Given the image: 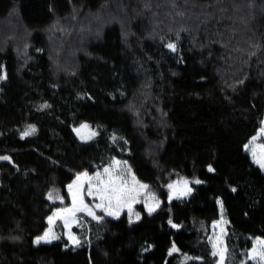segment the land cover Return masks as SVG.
Segmentation results:
<instances>
[{"label":"trees","instance_id":"1","mask_svg":"<svg viewBox=\"0 0 264 264\" xmlns=\"http://www.w3.org/2000/svg\"><path fill=\"white\" fill-rule=\"evenodd\" d=\"M0 76V264H220L222 212L225 264H257L264 0H0ZM115 159L163 199L157 211L35 244L63 204L48 194ZM183 178L191 192L169 200Z\"/></svg>","mask_w":264,"mask_h":264},{"label":"rangeland","instance_id":"2","mask_svg":"<svg viewBox=\"0 0 264 264\" xmlns=\"http://www.w3.org/2000/svg\"><path fill=\"white\" fill-rule=\"evenodd\" d=\"M87 125H89V128L82 129V134L83 135L87 136V135H90L92 132L96 133V130L94 129V127H92L90 124H87ZM262 129H264V119L262 121V124H261V127L259 129V132L253 137L255 139L252 138L251 142L248 145V149H249V151L251 153L252 158H253V150H255V152H256V158L257 159H259L261 157V155L264 154V149H261L259 147L260 145H264V131H262ZM78 136L81 139V136L79 134H78ZM93 137L94 136H92V138ZM91 139H81V140L88 141V140H91ZM253 160L255 161V163H257L256 159L253 158ZM116 161H120V164L117 165L115 163ZM258 165L261 167L260 164H258ZM105 168H109L111 170L112 175L114 177H119L121 180L126 181L128 187H135L137 189L138 194H134L135 195V202L131 203V212L129 211L128 207H123V208L118 209V211H119L118 215H109L108 212L105 209L95 208L96 204L101 203V200H100L98 195H96V196H87L85 194L84 195V202L90 208H92L93 212L95 213V217H100V219H96L95 217L88 215L87 212H78L76 214L75 221H71V229L69 230V228L65 226L64 221L62 219H60V218H55L54 214L57 213V210H59V209H65V208L72 207V198H71V195H70V193L68 191V185L73 184V182L77 178V176H76L75 179L66 186V193L65 194L61 193L60 194L59 197H61L62 199H57L56 198L58 193L56 194V196L53 197L55 200H57L58 202H61L63 204L60 205V206H57L55 208L53 214L50 216V217H54L53 222L49 223V226L47 227V229L42 234H39L38 236L35 237V239H34L35 244L51 243V242L60 240L62 236H61V230H60V228L58 226L61 225L62 228L64 229L65 236L69 240V243L76 245L75 243H73V241L71 239H69V231L71 232V235L75 236L76 239L79 240V242H80V240H81V231L82 232H86V231L89 232L91 230V228H92V222L93 221H99L102 218H104L105 216L118 218V217L122 216L124 213H126L131 220H140L142 218V215H143L144 212L149 213V211H148L149 207H155L156 203L159 202V206L155 207V211H157V209L162 205L163 199L155 191H153L149 187V185H148V183L146 181L142 180L135 173L133 167L126 160L115 159L111 164L104 166L103 168L99 169L98 171H96L94 173H88V172H86V173H88L89 176H95V174L97 172H99V173H101V178L104 179V180H107L108 179V174L104 172ZM261 168L264 171V167H261ZM83 173H85V172L79 173L78 175L83 174ZM133 177H135V181H137L138 183L134 184ZM184 181H188L187 187L190 188L191 187V181L189 179H187V178L177 179L174 182H172V184L175 185L177 190H183V188H184V183L183 182ZM93 183H96V182L93 181ZM140 184L147 185L148 187L146 189H141L139 187ZM84 187H85V189H87L88 184L85 183ZM56 191L60 192L59 190H56ZM62 191H64V190H62ZM172 191L173 190L171 189L170 195H172ZM176 196H180V195L179 194L173 195L172 198H174ZM105 208H108L107 204H105ZM112 210H117V207H116L115 204H113ZM155 211H152L151 213H153ZM137 215L139 216V219H137ZM226 225H227V219L224 216V213L222 212V217L216 223L215 232H214L215 249H216L218 254H219V250L220 249H224L225 248ZM49 229H51V235H55L58 238L57 239H50L48 241H43L42 240L40 243H36L37 238L43 236L46 232L49 231ZM259 240H264V236L257 235V236L253 237L254 245L250 249V258L253 255V253H252V249L253 248H256L258 250H264L257 243V241H259ZM252 260H254L257 264H264V260H261L260 257H257L256 259H252ZM220 264H221V262H220ZM223 264H225L224 261H223Z\"/></svg>","mask_w":264,"mask_h":264},{"label":"snow or ice","instance_id":"3","mask_svg":"<svg viewBox=\"0 0 264 264\" xmlns=\"http://www.w3.org/2000/svg\"><path fill=\"white\" fill-rule=\"evenodd\" d=\"M167 47L173 51H176V45L175 44H168ZM6 78L5 76H0V79ZM89 128V125L84 124L81 125L80 128L76 129L77 134L81 136V139H91L92 136H95L96 133L92 132L90 135H83L82 129ZM36 131L34 126H29L28 130L23 132V136L27 137L31 134H33ZM264 131V129H262ZM255 139V138H253ZM261 149H264V145L259 146ZM253 158L256 159V162L261 165V167H264V154L261 155L259 159L256 158V152L253 150ZM0 159L9 160L10 157H0ZM117 165L120 164V161L115 162ZM126 163V162H125ZM130 171V170H129ZM104 172L108 174V179L104 180L101 178V173L97 172L95 176H89L88 173H83L80 175H77L76 180L73 182V184L68 185V191L72 198V207L65 208V209H59L57 210V213L54 214L55 218H60L64 221V224L66 227L71 229V221H75L76 214L78 212H87L88 215L95 217V213L93 212L92 208H90L85 202H84V195L87 196H96L98 195L101 203L96 204L95 208L98 209H105L109 215H118L119 211L118 209L123 207H128L129 211L131 212V203L135 202V195L138 194L137 189L135 187H128L127 182L121 180L119 177H114L111 173V170L109 168H105ZM95 181L96 183H93ZM134 184L138 183L135 181V177H133ZM85 183L88 184L87 189H85L84 185ZM184 188L183 190H177L175 185L170 184L168 187L172 189V195L169 196V200L172 199L173 195H188L191 192V189L187 187L188 181H184ZM199 183V181H197ZM139 187L141 189H146L148 186L144 184H140ZM48 198L51 200L53 199V193L48 194ZM57 199H62L58 195L56 196ZM105 204L108 205V208H105ZM113 204L116 205L117 210H112ZM159 206V202L156 203L155 207ZM155 207H149L148 211L151 213L152 211H155ZM54 217H49V223H52L54 220ZM96 219H100V217H95ZM137 219H139V216L137 215ZM171 223V222H170ZM174 227H178V225H173ZM55 235H51V229H49L48 232H46L43 236L38 237L36 240V243H40L43 241H48L50 239H57ZM69 239L73 241L75 244H79V240L76 239L75 236L71 235V232L69 231ZM257 243L261 246L262 249H264V240H259ZM215 247V245H214ZM172 251H178V249L173 245ZM227 252V249H220L219 250V256L221 264H223V261L225 259V253ZM253 255L251 256L252 259H256L257 257H260L261 260H264V250H258L256 248L252 249ZM214 255L216 253H213Z\"/></svg>","mask_w":264,"mask_h":264}]
</instances>
